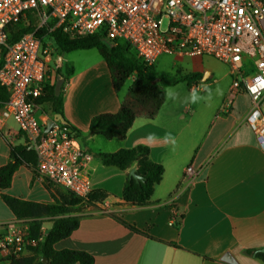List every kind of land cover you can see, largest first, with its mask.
Segmentation results:
<instances>
[{
  "label": "crops",
  "instance_id": "1",
  "mask_svg": "<svg viewBox=\"0 0 264 264\" xmlns=\"http://www.w3.org/2000/svg\"><path fill=\"white\" fill-rule=\"evenodd\" d=\"M56 55L60 65L51 73V85L61 70L65 77L62 117L80 132L82 147L93 155L92 192L105 193L106 198L71 204L66 190L41 179L34 165L22 163L9 187L0 189V233L5 224L28 227L30 221L15 216L4 200L11 197L66 208L64 216L76 217L78 225L53 248L86 253L92 264H229L221 260L225 254L235 264H263L247 251L264 248V150L247 123L248 95L239 93L229 97L230 105L225 102L232 80L228 68L216 77L211 57L160 56L153 66L157 72L172 78L190 74L199 78L164 86V101L154 118L137 116L123 139H107L88 134L90 120L101 113H116L133 78L115 91L99 53V57L76 59L80 60L77 68ZM193 82L209 85L211 99L198 105L185 103ZM167 88L177 90L179 96L166 100ZM46 105L37 106L39 119L55 115L51 109L43 110ZM169 131L175 147L165 142ZM150 133L156 139L148 146ZM139 145L147 147L149 160L160 165L163 173L147 203L134 205L122 199L128 170L101 164L97 154ZM16 146H25L24 136L15 119L2 118L0 108V168L11 161L10 151ZM189 164L203 167L193 182L183 179ZM53 218H43L39 235L45 237ZM29 254L28 249L22 257ZM10 262L0 252V264Z\"/></svg>",
  "mask_w": 264,
  "mask_h": 264
},
{
  "label": "built area",
  "instance_id": "2",
  "mask_svg": "<svg viewBox=\"0 0 264 264\" xmlns=\"http://www.w3.org/2000/svg\"><path fill=\"white\" fill-rule=\"evenodd\" d=\"M20 20L31 31L9 42ZM55 32L70 39L98 34L110 46L126 43L147 66L162 55L208 56L224 64L232 79L225 102L248 95L247 123L264 147V0H0V87L8 95L1 116L17 121L25 146L35 153V172L48 184L86 201L94 170L93 155L69 126L55 122L46 132L48 119L37 115L36 99L60 65L50 41ZM193 87L202 91L198 82ZM202 168L187 165L183 179L193 182ZM2 228L0 252L10 261L44 238H31L23 224Z\"/></svg>",
  "mask_w": 264,
  "mask_h": 264
},
{
  "label": "trees",
  "instance_id": "3",
  "mask_svg": "<svg viewBox=\"0 0 264 264\" xmlns=\"http://www.w3.org/2000/svg\"><path fill=\"white\" fill-rule=\"evenodd\" d=\"M29 22L32 23V15L28 14ZM31 31L30 25L20 20L11 28L9 42H15L23 34ZM39 36H44L40 31ZM54 49L58 52H72L76 50L95 49L105 61L109 70L113 88L117 91L128 79L133 78L127 95L121 102L116 113H101L90 120L88 134H100L107 139H123L137 116H145L152 119L159 111L164 101V86L173 85L179 81L188 84L198 79L197 74H190L180 78H172L168 74L160 73L153 66H147L139 62L133 55L126 43L119 42L114 46L104 43L98 34L88 35L81 38L70 39L60 32L50 35ZM3 52L0 55V67L2 66ZM57 78L53 85L47 87L43 96L36 99L37 105L47 103L51 111L62 115V90L65 77L61 70H57ZM58 77L60 84L58 85ZM6 91L0 87V107L7 101ZM69 126L79 138L80 132ZM148 149L144 146H136L131 149H121L114 153H99L101 164L115 166L123 171L135 167L136 174L140 177L135 181L127 174L122 189V199L126 203L143 205L149 200L153 187L162 176L163 168L149 160ZM11 161L0 168V189L9 187L11 177L22 163L34 165L35 153L27 146H16L10 151ZM106 194L92 192L88 198V204L103 201ZM78 199V198H76ZM6 204L18 218L29 219L28 230L31 238L39 236V230L43 218L54 217L47 234L35 247L29 248L30 254L18 259H12L10 264H92L93 259L86 253L61 250L56 251L53 245L67 237L78 225V219L67 214L66 208L57 204H38L33 202L19 201L11 197H4ZM80 200V199H79ZM248 254L264 264V248L260 250H248Z\"/></svg>",
  "mask_w": 264,
  "mask_h": 264
},
{
  "label": "clouds",
  "instance_id": "4",
  "mask_svg": "<svg viewBox=\"0 0 264 264\" xmlns=\"http://www.w3.org/2000/svg\"><path fill=\"white\" fill-rule=\"evenodd\" d=\"M261 83H262V85H264V81H262ZM201 89L204 93L207 94L206 96L200 95L197 87H193L187 93V95L184 99V102L194 104V105H198L206 99L210 100L211 99V93H212L211 87L209 85H207L206 83H202ZM217 92L219 95H223L222 91L219 88H217ZM178 96H179V92L173 88H167L165 90V97H166V100H168V101L175 100ZM261 137H264V136H261ZM146 139L149 141L148 146H151V142L156 139L155 133H150ZM165 142L169 143L170 145L175 147L176 139H175V137L171 131L165 133ZM262 150H264V147H262Z\"/></svg>",
  "mask_w": 264,
  "mask_h": 264
},
{
  "label": "rangeland",
  "instance_id": "5",
  "mask_svg": "<svg viewBox=\"0 0 264 264\" xmlns=\"http://www.w3.org/2000/svg\"><path fill=\"white\" fill-rule=\"evenodd\" d=\"M56 53L61 58H63L64 62L67 63V62L72 61L73 67H75V68H77V66L80 64V60H76V59H79V58L84 57L86 55H88L89 58L91 57L90 55H92V57H97L98 56V53L96 52L95 49H92V50H77V51H72V52H68V53H63V52L56 51ZM163 56H169V55H163ZM210 64L214 67V72H215L214 74H215L216 77L222 76L227 71V67L226 66H224L223 64H221L220 62H218V61H216L214 59L210 60ZM126 82H128V80ZM198 83H200V85L202 84V82H198ZM216 87H217V85H216ZM199 93L201 94L202 91H199ZM46 106H47V108L44 107L43 110L49 111L50 110L49 105L47 104ZM67 193H68V199H69L71 204H73V203H77V204L81 203V205H84V203L87 202V201H81L79 199H76V197L71 195L69 192H67ZM81 207H79L78 209H81Z\"/></svg>",
  "mask_w": 264,
  "mask_h": 264
},
{
  "label": "water",
  "instance_id": "6",
  "mask_svg": "<svg viewBox=\"0 0 264 264\" xmlns=\"http://www.w3.org/2000/svg\"><path fill=\"white\" fill-rule=\"evenodd\" d=\"M58 81H59L58 82V85H59L60 84L59 77H58ZM55 122H59V123L65 124V120L63 119L62 115L61 114H55L52 119L47 121L46 129H45L46 132H48L54 126ZM135 170H136L135 167H131L128 170V175L130 177H132L135 181H139L140 177L136 174ZM221 260L224 261V262H227L229 264H235L234 259L229 254H225L221 258ZM42 263L43 264H47V260L46 259H42Z\"/></svg>",
  "mask_w": 264,
  "mask_h": 264
}]
</instances>
